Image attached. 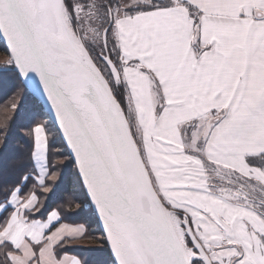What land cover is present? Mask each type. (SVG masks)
Here are the masks:
<instances>
[{
  "label": "snow or ice",
  "instance_id": "snow-or-ice-1",
  "mask_svg": "<svg viewBox=\"0 0 264 264\" xmlns=\"http://www.w3.org/2000/svg\"><path fill=\"white\" fill-rule=\"evenodd\" d=\"M0 37L2 70L55 114L107 264H264V0H0ZM26 135L0 264H82L55 249L85 227L38 218L58 175L44 124Z\"/></svg>",
  "mask_w": 264,
  "mask_h": 264
},
{
  "label": "trees",
  "instance_id": "trees-1",
  "mask_svg": "<svg viewBox=\"0 0 264 264\" xmlns=\"http://www.w3.org/2000/svg\"><path fill=\"white\" fill-rule=\"evenodd\" d=\"M0 54H8L1 40ZM4 66L5 63H0V182L14 183L22 171L32 166L30 159L32 139L26 133L37 123H43L45 127L48 123L52 124L46 122L47 118L38 102L22 88L20 78L13 72L3 71ZM14 102L19 105L15 111L11 108ZM48 141L49 167L57 172L58 180L49 193H39L41 199L47 197L45 201L47 207L42 210V214H37L38 218L44 219L51 210H58L62 222L82 223L86 229V237H89L74 243L58 245L55 249L56 256L69 253L77 256L82 264H107L112 257L99 231L97 219L75 165L59 136L54 139L48 135ZM60 150L63 151L64 157L70 160L67 165L56 162L60 159ZM47 183L53 184L51 180ZM76 203L82 204L83 207L77 210ZM69 208L71 211H68ZM100 241H103V248L100 247ZM95 245L99 247H94Z\"/></svg>",
  "mask_w": 264,
  "mask_h": 264
},
{
  "label": "water",
  "instance_id": "water-1",
  "mask_svg": "<svg viewBox=\"0 0 264 264\" xmlns=\"http://www.w3.org/2000/svg\"><path fill=\"white\" fill-rule=\"evenodd\" d=\"M0 40L3 42L5 48H6L8 54H9V56H10V48L8 47L7 41H6L4 38H2V37H0ZM20 80H21V78H20ZM27 91H28V92L30 93V95H31V96H32V97L38 102V104L40 105V109H41V111L43 112L44 116H45V117L51 122V124L54 126V128H55L56 131H57V133H58L59 136L61 137V139H62V141H63V143H64L66 149H67L68 152H69V155H70V157H71V159H72V162H73V164L75 165V168H76V171H77V174H78V170H77V166H76V163H75L74 156L72 155L70 148H68L67 143H66L65 139L63 138L62 133H61L60 130H59L58 123L56 122V119H55V114H54V112L51 110V106H50V104H48V102H47V100H46V97L43 96V94H42V90L37 91L36 88H29V89H27ZM78 176H79V174H78ZM79 179H80L81 184H82V180H81L80 177H79ZM82 186H83V184H82ZM83 189H84L85 194H86V196H87L86 189L84 188V186H83ZM87 199H88L89 204H90V206H91V208H92L93 214H94V216H95L96 219H97V224H98L99 231L101 232V234H102V236H103V238L105 239L106 244H107L106 236H105V233H104V230H103V224H102V221H100L99 216H98V214H97L96 211H95L94 205H91V201H90V199H89L88 197H87ZM107 248H108V250H109V252H110V248H109L108 244H107ZM110 254H111V252H110Z\"/></svg>",
  "mask_w": 264,
  "mask_h": 264
},
{
  "label": "rangeland",
  "instance_id": "rangeland-1",
  "mask_svg": "<svg viewBox=\"0 0 264 264\" xmlns=\"http://www.w3.org/2000/svg\"><path fill=\"white\" fill-rule=\"evenodd\" d=\"M2 42V41H1ZM7 51V50H6ZM8 53V52H7ZM9 57V54H7V55H4V54H0V63H5V61H6V59ZM46 122L48 123V122H50L48 119H46ZM46 123V124H47ZM51 123V122H50ZM46 131H47V133H48V135L51 137V138H54V139H56L58 136H59V134L57 133V131H56V129H54V126L53 125H50L49 123H48V125H46ZM60 137V136H59ZM60 139H61V137H60ZM61 141H62V139H61ZM62 143H63V141H62ZM63 145H64V143H63ZM65 146V145H64ZM66 148V147H65ZM67 150V149H66ZM68 151V150H67ZM67 153H69V152H67ZM59 155H60V159H57V161L56 162H59V164H61V163H64L65 165H67L68 163H69V159L68 158H65L64 157V153H63V151L62 150H60L59 151ZM70 157V156H69ZM70 159H71V157H70ZM72 160V159H71ZM55 162V163H56ZM217 183H219V181H216ZM94 247H99L98 245H95Z\"/></svg>",
  "mask_w": 264,
  "mask_h": 264
},
{
  "label": "crops",
  "instance_id": "crops-1",
  "mask_svg": "<svg viewBox=\"0 0 264 264\" xmlns=\"http://www.w3.org/2000/svg\"><path fill=\"white\" fill-rule=\"evenodd\" d=\"M52 211V210H51ZM4 215H7V213H5ZM48 215V214H47ZM47 215L45 216L44 219H46ZM61 223H65V222H62ZM68 224V223H67ZM70 226H83L85 227L82 223H77V224H68ZM59 226V225H57ZM58 257V256H57ZM58 258H68L69 260L72 259V258H76V259H79L77 256L73 255V254H69V253H64L62 254L61 256H59ZM80 260V259H79Z\"/></svg>",
  "mask_w": 264,
  "mask_h": 264
}]
</instances>
